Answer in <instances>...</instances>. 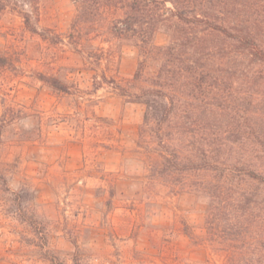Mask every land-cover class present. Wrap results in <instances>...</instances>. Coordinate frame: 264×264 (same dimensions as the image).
I'll list each match as a JSON object with an SVG mask.
<instances>
[{
    "label": "rangeland",
    "instance_id": "obj_1",
    "mask_svg": "<svg viewBox=\"0 0 264 264\" xmlns=\"http://www.w3.org/2000/svg\"><path fill=\"white\" fill-rule=\"evenodd\" d=\"M19 4L0 0V264H224L182 232L203 233V202L133 198L145 174L132 154L144 109L105 81L127 85L136 52L109 50L103 30L78 35L70 0H39L30 26ZM167 39L161 29L153 43ZM76 42L96 52V67L70 60ZM38 73L66 78L70 91Z\"/></svg>",
    "mask_w": 264,
    "mask_h": 264
},
{
    "label": "trees",
    "instance_id": "obj_2",
    "mask_svg": "<svg viewBox=\"0 0 264 264\" xmlns=\"http://www.w3.org/2000/svg\"><path fill=\"white\" fill-rule=\"evenodd\" d=\"M19 1L30 26L39 0ZM70 1L78 35L103 30L109 50L137 55L127 85L105 81L144 109L132 154L145 174L134 200L166 191L203 202V233L182 229L190 242L222 253L224 264H264V0ZM161 29L168 39L158 46ZM71 50L83 69L99 62L83 43ZM36 78L70 91L66 78Z\"/></svg>",
    "mask_w": 264,
    "mask_h": 264
}]
</instances>
